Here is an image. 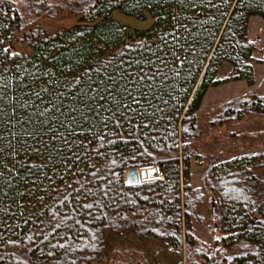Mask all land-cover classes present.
I'll list each match as a JSON object with an SVG mask.
<instances>
[{
  "label": "trees",
  "instance_id": "obj_1",
  "mask_svg": "<svg viewBox=\"0 0 264 264\" xmlns=\"http://www.w3.org/2000/svg\"><path fill=\"white\" fill-rule=\"evenodd\" d=\"M21 4L0 0V14L10 15L18 32L65 11L79 20L0 72V264H104L109 239L124 236L161 242L176 264H264V163L214 160L205 186L190 184L191 158L205 156L198 112L221 83L220 68L228 62V81L254 84L248 31L252 17L264 19V0ZM171 6L176 14L164 29L136 37L127 27L122 44L90 55L72 76L46 62L87 38L98 52L104 44L95 36L119 39L126 27L112 21L115 11L145 22L150 11L156 20L171 16ZM223 107L216 126L264 113V96L253 91ZM154 167L162 178L127 182L129 169ZM207 197L217 209L212 227L200 211ZM192 222L223 233L214 257ZM117 253V264H150L146 251Z\"/></svg>",
  "mask_w": 264,
  "mask_h": 264
},
{
  "label": "rangeland",
  "instance_id": "obj_2",
  "mask_svg": "<svg viewBox=\"0 0 264 264\" xmlns=\"http://www.w3.org/2000/svg\"><path fill=\"white\" fill-rule=\"evenodd\" d=\"M15 1H18L20 4L23 2V0ZM170 8H173V14L170 13L171 16L163 15L159 20H156L152 17L153 14H151L153 11H150L147 13V21L145 22H140L135 18L127 17L115 11L112 16V21L123 23L126 27L119 39L116 38V40L107 41V39H103L100 36H95L104 44L103 48H101L102 50L98 52V49L94 47V38H87L77 42L80 43L77 46L78 48L71 46L69 49L49 57L46 62L61 76H72L89 64L90 55L102 56L122 44L130 32V29L127 27L132 29L135 33L133 35L136 37H141L137 32L141 33V35L143 34V37H149L164 29L176 14V8L174 6ZM154 10H158L156 12L161 14L166 13L164 10L168 9L154 8ZM78 20L79 18L77 16L65 11L62 12L59 18L52 19L51 17H44L37 20H30V25L23 31L18 32L15 30L16 22L14 19L10 15L0 14V72L8 71L14 60L21 54L32 52L33 44L36 41L46 35L56 33L61 29H67L78 23ZM95 24L102 25L103 22L98 21ZM249 34L251 42L255 46L252 64L255 61L257 66L258 62L264 61V19L258 16L252 17ZM77 49L81 50L82 56L77 57ZM232 68V65L228 62L222 65L218 74V80L221 83L210 88L211 91L207 95V98L204 99L203 106L198 112V121L202 129V136L199 142L201 143L200 146L205 156L199 159L191 158L190 184L195 187L205 186L203 184L204 170L214 160H217L218 163L228 160L231 163L235 162V165L244 163L248 164V167L264 163V113L253 116L248 115V118L246 117L244 121L233 122L224 127L216 126L214 123L217 121L225 103L245 96L246 87L249 84L247 81H228L231 77ZM257 70L258 74L255 75L257 84H259L257 93L264 96V62L258 65ZM145 180L141 179V182ZM213 207L207 197L205 204L200 208L201 213L206 218V223L211 227L215 224L213 220L216 219L215 215L217 213L213 212ZM213 214L214 217L212 218ZM192 227L194 228L196 236L207 242L211 248L217 244L216 238L220 236L223 238L224 236L218 230L210 235L206 229L202 228L196 222H192ZM140 242L131 236L110 238L108 242L110 248L108 259L104 264H117V260L121 258L117 251L119 249L125 250V248H137L146 251L150 255V264H176L173 254L168 248H164L165 246H162L161 242L157 240H149L144 243Z\"/></svg>",
  "mask_w": 264,
  "mask_h": 264
},
{
  "label": "water",
  "instance_id": "obj_3",
  "mask_svg": "<svg viewBox=\"0 0 264 264\" xmlns=\"http://www.w3.org/2000/svg\"><path fill=\"white\" fill-rule=\"evenodd\" d=\"M126 176H127V182L129 184H136V183H139L141 181V179H148V178H156V177H161L162 176L159 174V170L158 168H150V169H138V168H132V169H129L127 171V173H125ZM213 212L216 213V209H215V206L213 207ZM254 222H252L249 227H252ZM218 244L214 245L215 248L212 252V256L214 257L215 253H216V249L218 248L217 246ZM210 264H215L214 261H212Z\"/></svg>",
  "mask_w": 264,
  "mask_h": 264
},
{
  "label": "crops",
  "instance_id": "obj_4",
  "mask_svg": "<svg viewBox=\"0 0 264 264\" xmlns=\"http://www.w3.org/2000/svg\"><path fill=\"white\" fill-rule=\"evenodd\" d=\"M251 21V20H250ZM249 28H250V24H249ZM249 31H248V37H249ZM249 40L251 41V37H249ZM252 43V42H251ZM255 52V51H254ZM254 54V53H253ZM253 59H254V56H253ZM262 61V60H261ZM264 61L262 62H258L257 66H256V63L254 61V64H253V68H254V75L258 74V70H257V67L258 65L262 64ZM261 72V71H260ZM239 82V81H238ZM259 87V84H257V80H256V76H254V84L253 85H250L248 84V86L246 87V91H245V95L246 94H250L251 92L253 91H257V88ZM211 89H209L208 93L206 94V97L205 99L207 98V95L210 93Z\"/></svg>",
  "mask_w": 264,
  "mask_h": 264
},
{
  "label": "snow or ice",
  "instance_id": "obj_5",
  "mask_svg": "<svg viewBox=\"0 0 264 264\" xmlns=\"http://www.w3.org/2000/svg\"><path fill=\"white\" fill-rule=\"evenodd\" d=\"M5 51H7V49H5ZM110 98H111V97H110ZM101 99H103V98L101 97ZM134 102H138V101H134ZM125 107H127V106H125ZM116 123L119 124V121H117ZM100 139H103V138L101 137ZM66 199H67V198H66ZM85 207H86V208H90L91 205H85ZM57 227H59V225H57Z\"/></svg>",
  "mask_w": 264,
  "mask_h": 264
}]
</instances>
